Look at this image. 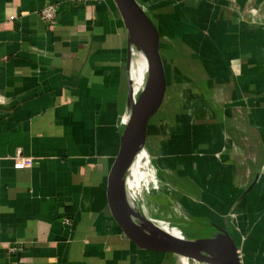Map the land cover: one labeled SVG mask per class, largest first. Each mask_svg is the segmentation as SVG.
Here are the masks:
<instances>
[{
	"label": "crops",
	"instance_id": "crops-1",
	"mask_svg": "<svg viewBox=\"0 0 264 264\" xmlns=\"http://www.w3.org/2000/svg\"><path fill=\"white\" fill-rule=\"evenodd\" d=\"M136 2L167 78L145 150L185 207L163 220L264 264V0ZM131 51L114 0H0V264H187L134 246L107 204Z\"/></svg>",
	"mask_w": 264,
	"mask_h": 264
},
{
	"label": "water",
	"instance_id": "water-1",
	"mask_svg": "<svg viewBox=\"0 0 264 264\" xmlns=\"http://www.w3.org/2000/svg\"><path fill=\"white\" fill-rule=\"evenodd\" d=\"M114 2L126 25L129 37L131 33H134L141 38L150 73L148 89L145 100L139 109L137 123L135 125H125L120 141V148L107 175L106 198L111 215L124 235L138 248L151 252L175 254L194 262L230 264L227 260L215 259L205 254L207 249L212 247L209 245L215 239L195 240L170 236V241H163L142 234L131 226L123 216L118 203V194L121 189L120 181L126 169V164L131 159L135 149L146 139L149 121L163 105L167 78L163 58L160 53L159 34L156 26L136 0H114ZM222 238L230 244V247H227V249L234 254L235 264H238L234 242L228 237L224 236Z\"/></svg>",
	"mask_w": 264,
	"mask_h": 264
},
{
	"label": "bare ground",
	"instance_id": "bare-ground-1",
	"mask_svg": "<svg viewBox=\"0 0 264 264\" xmlns=\"http://www.w3.org/2000/svg\"><path fill=\"white\" fill-rule=\"evenodd\" d=\"M130 41L135 56L131 51L130 68L128 73L131 78L133 96L131 100L130 115L126 125H135L138 120L139 109L145 100L148 89L150 68L141 38L137 34L131 33ZM146 160L147 156H145V145L143 142H141L135 149L131 159L127 162L126 169L120 181L121 189L119 190L118 194V203L121 207L124 218L131 226L146 236L157 238L163 241H170V236L188 239L185 237V235L178 231H171L172 229L169 230L166 226L158 225L155 222L158 219L151 218L157 217L162 220L164 217H166V215L157 211V209L153 206H148L147 203V198L149 197V176L152 171L142 170L139 174H137L136 169L135 172L130 173V169L134 162L138 161L136 168H143V166L146 165ZM158 196L160 197L161 195L158 194ZM163 198H166V195H163ZM173 209L176 211L175 214L179 215L181 213L179 207ZM229 245L230 244L225 239L219 238L210 243L209 246L212 247L207 249L208 251L205 253H207V255L212 258L222 259L224 261L227 260V262L230 264H235L234 254L229 249H227V247H230ZM199 264L211 263L199 262Z\"/></svg>",
	"mask_w": 264,
	"mask_h": 264
},
{
	"label": "rangeland",
	"instance_id": "rangeland-1",
	"mask_svg": "<svg viewBox=\"0 0 264 264\" xmlns=\"http://www.w3.org/2000/svg\"><path fill=\"white\" fill-rule=\"evenodd\" d=\"M129 41H130V37H129ZM142 53H143V49H142ZM130 56H131V54H130ZM143 143L145 145V141H143ZM145 156H147L146 165L143 166V168H140V167L136 168V166L138 164V161H136V162H134L132 164V167L130 169V173L131 172L132 173L135 172L136 169H137V172H136L137 174H139L142 170L143 171H149V170L152 171V173L149 176V185H148L149 186L148 187V196L149 197L147 198L148 199V202H147L148 206H153L154 208L157 209V211H159V212L163 213L164 215H166V217H164V218H167V217H170V216H178V214H175L176 211L173 208L170 209V206L168 205V202H167V199L169 198L170 195L168 196L169 191L165 187L166 184H167L166 179L163 176L159 175L158 171L156 170V166H154V161L152 160L151 156H149V154L147 153L146 150H145ZM167 173H168L169 177H171V179L172 178L175 179L176 176L174 174L170 175V172H167ZM163 175H166V174H163ZM172 181H173V179H172ZM167 187H168V189L170 191H172V186H171L170 183L168 184ZM174 191H176V189ZM177 191L179 193H184L183 192L184 190H182V189H178ZM185 192H186V190H185ZM158 194H160L161 196L159 197ZM163 195H166V198H163ZM171 196H173V195H171ZM173 202L180 209H183V207H184L183 202L179 201L178 199L175 200V198H174ZM167 215H170V216H167ZM155 222L158 225L168 227L169 230L172 229L171 231H178L181 234L185 235V237H186V233L184 231H182V229L180 227H176V226L170 225V223L167 220H163V219L161 220L160 218H158V220H156ZM188 239L209 240V239H207V237H204L203 235L202 236L200 235L198 237L196 236L194 238H188ZM205 254H207V253H205ZM185 260H187V259L185 258ZM187 264H199V262H197V261L194 262V261H191V260L189 261L188 260Z\"/></svg>",
	"mask_w": 264,
	"mask_h": 264
},
{
	"label": "built area",
	"instance_id": "built-area-1",
	"mask_svg": "<svg viewBox=\"0 0 264 264\" xmlns=\"http://www.w3.org/2000/svg\"><path fill=\"white\" fill-rule=\"evenodd\" d=\"M70 2H88L91 0H67ZM58 15V5L55 3H49L45 6H43L40 10V16L41 18L47 23V24H54L56 22ZM32 163V160L30 159H20L17 160L14 163L15 168H23L26 166H30Z\"/></svg>",
	"mask_w": 264,
	"mask_h": 264
}]
</instances>
